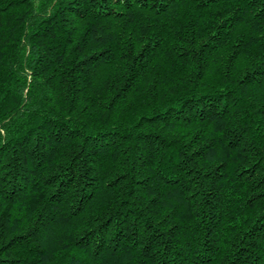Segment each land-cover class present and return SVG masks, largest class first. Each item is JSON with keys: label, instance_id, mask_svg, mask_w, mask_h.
Listing matches in <instances>:
<instances>
[{"label": "trees", "instance_id": "16d2710c", "mask_svg": "<svg viewBox=\"0 0 264 264\" xmlns=\"http://www.w3.org/2000/svg\"><path fill=\"white\" fill-rule=\"evenodd\" d=\"M0 264H264V0H0Z\"/></svg>", "mask_w": 264, "mask_h": 264}]
</instances>
